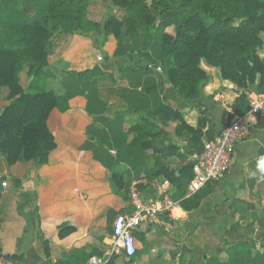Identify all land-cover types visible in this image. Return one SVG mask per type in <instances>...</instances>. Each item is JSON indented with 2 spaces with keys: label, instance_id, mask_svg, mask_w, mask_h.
<instances>
[{
  "label": "crops",
  "instance_id": "crops-1",
  "mask_svg": "<svg viewBox=\"0 0 264 264\" xmlns=\"http://www.w3.org/2000/svg\"><path fill=\"white\" fill-rule=\"evenodd\" d=\"M112 8L123 15L115 6ZM101 15L95 19L101 21ZM165 32L172 33V29ZM123 50L112 36L103 33L69 36L47 58L46 88L62 94L67 87L70 93V85L63 81L65 73L94 67L112 73L115 80L96 79L91 91L83 89L69 95L66 111H50L46 125L55 147L45 163L17 162L8 166L0 153V247L18 264H60V259L77 250L84 259L80 264L92 256H106L113 219L118 213L130 211L128 194L132 188L145 186L139 192L156 204L164 196L170 198L172 187L166 179L147 181L145 168L151 162H143L142 153L128 158L121 151V158H115L113 146L140 117L162 103L182 112L193 125L194 106L200 103L214 117L216 133L224 117L232 112L230 104L239 92L248 99L260 93L257 82L237 89L222 80L216 68L201 61L208 79L196 99L185 100L167 76V67L174 64L172 59L158 61L141 72L121 73L120 77L119 67H140L146 62L142 55ZM98 54L104 59L98 60ZM157 66L162 71H157ZM20 79L22 85L28 84L25 73ZM149 87L154 90H146ZM91 95L94 101H89ZM6 96V89L0 88V109L8 103ZM152 121L193 159L195 154L185 138L174 135L175 123L162 126ZM260 151H264V117L236 146L230 169L198 209L175 207L170 214L160 215V224H143L135 232V260L128 263L131 257L114 254V264H174L182 243L193 250V264H264V174L256 167L259 156L264 155ZM114 173H120L122 183L129 182L128 186L118 187ZM238 241L250 243L252 252L260 258L227 260L226 243Z\"/></svg>",
  "mask_w": 264,
  "mask_h": 264
},
{
  "label": "trees",
  "instance_id": "trees-1",
  "mask_svg": "<svg viewBox=\"0 0 264 264\" xmlns=\"http://www.w3.org/2000/svg\"><path fill=\"white\" fill-rule=\"evenodd\" d=\"M92 2L0 0V88L6 89L8 101L0 109V153L8 166L17 162L45 163L55 147L46 125L50 111L54 108L66 111L69 95L83 89L91 91L96 79L115 80L112 73L94 67L65 73L63 81L70 85V93L67 87L62 94L46 88L48 56L74 33L112 36L124 52H135L146 59L144 67H119L120 77L121 73L141 72L158 61L172 59L174 64L167 67V76L175 92L185 100L196 99L208 79L201 61L216 68L220 78L237 89L257 82L258 92L264 93V0H109L123 15H109L103 21L92 16ZM167 28L172 33L165 32ZM22 73L28 79L26 86L21 83ZM88 99L96 98L91 95ZM230 108L239 115L248 111L244 92L238 93ZM194 110L191 125L182 112L161 103L131 125L117 140L118 145L113 146L117 160L121 151L128 158L142 153V161L151 162L145 168L147 181L157 177L166 179L172 187L171 200L184 211L198 209L216 191L217 181L207 182L190 193L193 159L180 151L170 137L164 136L152 120L162 126L175 123L174 135L185 138L194 154H199L203 143L214 138L216 125L202 104H196ZM129 136L131 139L127 141ZM113 180L118 187L126 184L122 183L120 173H114ZM143 188L138 185V189ZM25 196L21 194L22 199ZM45 249L47 254V244ZM225 250L227 260L260 258L245 241L226 243ZM114 259L111 255L105 264H114ZM134 260L132 256L128 263ZM193 261V250L182 243L174 264H193ZM82 262L81 250L71 251L59 260L60 264Z\"/></svg>",
  "mask_w": 264,
  "mask_h": 264
},
{
  "label": "built area",
  "instance_id": "built-area-1",
  "mask_svg": "<svg viewBox=\"0 0 264 264\" xmlns=\"http://www.w3.org/2000/svg\"><path fill=\"white\" fill-rule=\"evenodd\" d=\"M98 60L103 56L98 54ZM157 71H162L160 66ZM249 109L243 114L230 112L212 140L205 141L201 153L193 157V177L189 184V192L200 189L207 182L218 181L230 169L236 146L247 139L256 123L264 117V93L248 99ZM259 105V107H257ZM130 211L118 213L112 222V241L106 256H92L84 264H105L109 257L121 254L127 258L136 253L135 232L143 224H160L162 213L170 214L172 209L179 207L177 202L164 196L160 204L145 198L134 187L129 191ZM0 264H18L16 259L4 253L0 247Z\"/></svg>",
  "mask_w": 264,
  "mask_h": 264
},
{
  "label": "rangeland",
  "instance_id": "rangeland-1",
  "mask_svg": "<svg viewBox=\"0 0 264 264\" xmlns=\"http://www.w3.org/2000/svg\"><path fill=\"white\" fill-rule=\"evenodd\" d=\"M91 13L94 18L99 17L101 14V21L106 19L111 13L116 16H122L121 13H117L115 8H112V4L109 0H92ZM114 11V12H113ZM102 12V13H100ZM66 41V40H65ZM65 41H63L65 43ZM62 44V43H60Z\"/></svg>",
  "mask_w": 264,
  "mask_h": 264
},
{
  "label": "clouds",
  "instance_id": "clouds-1",
  "mask_svg": "<svg viewBox=\"0 0 264 264\" xmlns=\"http://www.w3.org/2000/svg\"><path fill=\"white\" fill-rule=\"evenodd\" d=\"M257 107H259V105H257ZM256 167H257V170H258L260 173L264 174V155L259 156V158H258V162H257V166H256ZM252 175L255 176L256 173L253 172ZM177 214H178V213H177Z\"/></svg>",
  "mask_w": 264,
  "mask_h": 264
},
{
  "label": "water",
  "instance_id": "water-1",
  "mask_svg": "<svg viewBox=\"0 0 264 264\" xmlns=\"http://www.w3.org/2000/svg\"><path fill=\"white\" fill-rule=\"evenodd\" d=\"M2 191V186H1V183H0V192Z\"/></svg>",
  "mask_w": 264,
  "mask_h": 264
}]
</instances>
